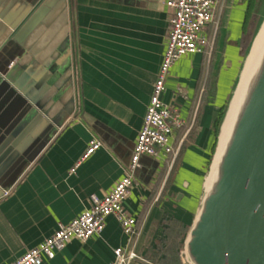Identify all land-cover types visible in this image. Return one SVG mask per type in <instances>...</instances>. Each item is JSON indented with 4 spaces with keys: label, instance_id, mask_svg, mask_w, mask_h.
<instances>
[{
    "label": "crops",
    "instance_id": "0c3cea01",
    "mask_svg": "<svg viewBox=\"0 0 264 264\" xmlns=\"http://www.w3.org/2000/svg\"><path fill=\"white\" fill-rule=\"evenodd\" d=\"M165 2L0 0V264L50 236L123 175L165 53L172 13ZM247 5L219 0L203 31L205 51L170 68L162 100L186 123L171 137L172 154L140 158L124 201L135 234L110 215L99 234L71 239L41 264H109L117 247L136 252L130 264H157L171 219L186 229L184 247L213 160V118L228 105L260 26L244 29ZM12 129L17 137L4 135ZM92 137L103 145L70 173Z\"/></svg>",
    "mask_w": 264,
    "mask_h": 264
},
{
    "label": "water",
    "instance_id": "95a60500",
    "mask_svg": "<svg viewBox=\"0 0 264 264\" xmlns=\"http://www.w3.org/2000/svg\"><path fill=\"white\" fill-rule=\"evenodd\" d=\"M183 248L189 264H264V49Z\"/></svg>",
    "mask_w": 264,
    "mask_h": 264
},
{
    "label": "built area",
    "instance_id": "2783aa9c",
    "mask_svg": "<svg viewBox=\"0 0 264 264\" xmlns=\"http://www.w3.org/2000/svg\"><path fill=\"white\" fill-rule=\"evenodd\" d=\"M218 3L219 0H166L165 4L172 13L169 17L165 53L152 86L130 162L124 168L123 175L106 194L101 197L91 194L86 209L69 222L59 223L50 236L25 250L8 264H41L43 257L53 259L71 239L86 240L94 234H99L106 218L110 215L116 218L127 236L131 237L135 234L136 218L125 210L124 201L134 185L135 172L140 167V158L141 156L167 157L172 154L171 137L176 129L186 123L177 109L162 100L165 80L171 66L179 58L188 53L205 51L209 40L203 31L206 25L213 22ZM102 145L99 138L92 137L86 150L69 172L74 173L78 165ZM113 252L114 258L109 264H130L138 257L132 249L117 247ZM184 263L189 264L186 258Z\"/></svg>",
    "mask_w": 264,
    "mask_h": 264
},
{
    "label": "trees",
    "instance_id": "16d2710c",
    "mask_svg": "<svg viewBox=\"0 0 264 264\" xmlns=\"http://www.w3.org/2000/svg\"><path fill=\"white\" fill-rule=\"evenodd\" d=\"M258 7V0H248L244 20L245 30L250 31L256 25ZM227 108L228 105H223L213 118L214 142L211 148V158H213L218 144L221 126L226 116ZM167 224L166 228H164L165 237L158 244L157 253L153 259L157 264H185L181 255V250L183 249L181 239L186 229L176 219L169 220Z\"/></svg>",
    "mask_w": 264,
    "mask_h": 264
},
{
    "label": "bare ground",
    "instance_id": "6f19581e",
    "mask_svg": "<svg viewBox=\"0 0 264 264\" xmlns=\"http://www.w3.org/2000/svg\"><path fill=\"white\" fill-rule=\"evenodd\" d=\"M263 49H264V20H263L260 30L256 33L253 39L250 52L246 54V57L244 59L242 68L238 76V80L235 84L230 102L228 104L226 116L221 126V132L219 135L218 144H217L214 156H213L212 166L210 169L211 171L209 172L210 174L208 173V176L206 179V186H208L210 183L211 174L214 172L215 164L217 163V160L228 138L229 131L231 129L236 111L243 97V94L246 90V87L251 78V75L253 74L257 66L260 54L263 51Z\"/></svg>",
    "mask_w": 264,
    "mask_h": 264
},
{
    "label": "rangeland",
    "instance_id": "374dc122",
    "mask_svg": "<svg viewBox=\"0 0 264 264\" xmlns=\"http://www.w3.org/2000/svg\"><path fill=\"white\" fill-rule=\"evenodd\" d=\"M258 4H259V7H258V15H257L256 26H257V24L259 26V24L261 23V21H262V19L264 17V0H258ZM258 26H257V28H258ZM256 31H257V29H256ZM254 36H255V34L253 35L252 39L254 38ZM247 53H248V51H247ZM232 93H231V96H232ZM231 96H230V99H231ZM230 99H229V102H230ZM229 102H228V104H229Z\"/></svg>",
    "mask_w": 264,
    "mask_h": 264
}]
</instances>
